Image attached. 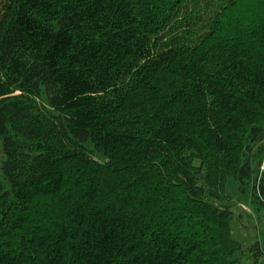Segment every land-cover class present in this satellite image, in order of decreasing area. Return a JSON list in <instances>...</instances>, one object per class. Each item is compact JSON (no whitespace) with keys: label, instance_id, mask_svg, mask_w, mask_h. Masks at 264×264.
I'll return each instance as SVG.
<instances>
[{"label":"trees","instance_id":"trees-1","mask_svg":"<svg viewBox=\"0 0 264 264\" xmlns=\"http://www.w3.org/2000/svg\"><path fill=\"white\" fill-rule=\"evenodd\" d=\"M264 0H0V264H264Z\"/></svg>","mask_w":264,"mask_h":264},{"label":"rangeland","instance_id":"rangeland-1","mask_svg":"<svg viewBox=\"0 0 264 264\" xmlns=\"http://www.w3.org/2000/svg\"><path fill=\"white\" fill-rule=\"evenodd\" d=\"M264 164H262V167ZM225 191L231 195L233 213L230 219L231 235L243 246L259 242L264 247V216L262 210L249 200L239 196V191L232 177H228Z\"/></svg>","mask_w":264,"mask_h":264}]
</instances>
